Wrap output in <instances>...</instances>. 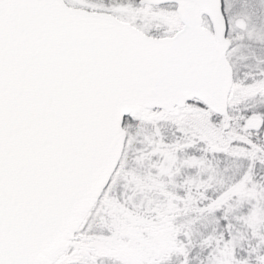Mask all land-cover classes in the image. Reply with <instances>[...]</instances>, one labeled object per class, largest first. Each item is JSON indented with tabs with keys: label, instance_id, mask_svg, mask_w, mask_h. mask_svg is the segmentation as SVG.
I'll use <instances>...</instances> for the list:
<instances>
[{
	"label": "snow or ice",
	"instance_id": "snow-or-ice-1",
	"mask_svg": "<svg viewBox=\"0 0 264 264\" xmlns=\"http://www.w3.org/2000/svg\"><path fill=\"white\" fill-rule=\"evenodd\" d=\"M0 264H264V0H0Z\"/></svg>",
	"mask_w": 264,
	"mask_h": 264
}]
</instances>
